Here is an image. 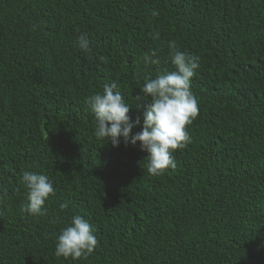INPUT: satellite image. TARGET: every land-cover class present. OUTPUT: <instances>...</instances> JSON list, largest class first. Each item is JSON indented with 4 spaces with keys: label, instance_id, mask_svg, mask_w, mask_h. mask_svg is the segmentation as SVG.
<instances>
[{
    "label": "trees",
    "instance_id": "obj_1",
    "mask_svg": "<svg viewBox=\"0 0 264 264\" xmlns=\"http://www.w3.org/2000/svg\"><path fill=\"white\" fill-rule=\"evenodd\" d=\"M173 43L201 58L199 114L153 176L139 142L95 137L87 98L118 82L142 131L135 97ZM24 171L53 182L46 215L21 212ZM0 185V264H264V0H0ZM76 214L98 245L57 257Z\"/></svg>",
    "mask_w": 264,
    "mask_h": 264
},
{
    "label": "clouds",
    "instance_id": "obj_2",
    "mask_svg": "<svg viewBox=\"0 0 264 264\" xmlns=\"http://www.w3.org/2000/svg\"><path fill=\"white\" fill-rule=\"evenodd\" d=\"M77 46L82 51L90 50L86 35H80ZM173 49L171 63L175 70H164L154 79L147 78L135 97L143 109L142 131L132 134L141 124V118L133 121L129 115L133 107L119 90L118 82L105 84L102 92L87 98V104L95 118L94 135L98 140L110 141L118 147L123 139L125 145L135 146L138 142L142 151L148 153L147 172L158 176L169 167L175 168L173 153L190 142L187 126L198 116V100L191 90L192 78L200 67V57ZM144 63L159 64L156 51L142 57ZM150 98V102H149ZM22 183L26 187V202L21 212L32 216L46 215V201L55 195L53 182L45 174L24 171ZM7 186L0 185V196H7ZM61 209L68 207L61 204ZM98 245L96 230L85 217L76 214L62 228L56 238L55 256L79 260L90 256Z\"/></svg>",
    "mask_w": 264,
    "mask_h": 264
}]
</instances>
